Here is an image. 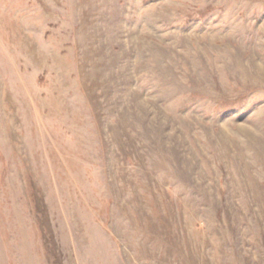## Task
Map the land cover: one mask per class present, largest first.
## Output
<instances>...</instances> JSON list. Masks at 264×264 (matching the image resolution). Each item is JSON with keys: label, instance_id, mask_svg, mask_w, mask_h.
Segmentation results:
<instances>
[{"label": "rangeland", "instance_id": "rangeland-1", "mask_svg": "<svg viewBox=\"0 0 264 264\" xmlns=\"http://www.w3.org/2000/svg\"><path fill=\"white\" fill-rule=\"evenodd\" d=\"M0 264H264V0H0Z\"/></svg>", "mask_w": 264, "mask_h": 264}]
</instances>
